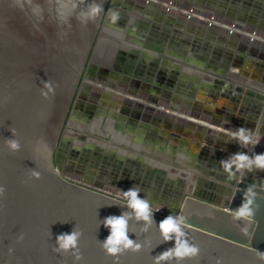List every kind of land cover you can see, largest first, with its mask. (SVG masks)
<instances>
[{
	"label": "water",
	"instance_id": "1",
	"mask_svg": "<svg viewBox=\"0 0 264 264\" xmlns=\"http://www.w3.org/2000/svg\"><path fill=\"white\" fill-rule=\"evenodd\" d=\"M105 2L0 0V264H157L175 246V234L166 242L159 229L169 215L184 217L182 240L198 253L160 264H264V182L230 178L221 200L188 191L162 196L166 205L151 206L148 223L127 203L104 196L101 186L68 184L52 167V148ZM245 204L252 215L238 214ZM122 213L128 238L141 247L121 246L111 256L104 221ZM73 231L77 248L57 251V237Z\"/></svg>",
	"mask_w": 264,
	"mask_h": 264
},
{
	"label": "crops",
	"instance_id": "2",
	"mask_svg": "<svg viewBox=\"0 0 264 264\" xmlns=\"http://www.w3.org/2000/svg\"><path fill=\"white\" fill-rule=\"evenodd\" d=\"M187 2L115 0L116 4L112 5L110 16L104 18L94 49L102 41V49L97 53L100 51L101 55L105 51L108 54L106 46L111 45L110 51H113V55L115 52L118 55L116 66L127 71L117 74L127 77L129 81L132 80L129 79L131 71L134 72L133 70L142 66L146 68L147 63L140 62L141 58L148 61L154 56L158 61L155 67H161L162 62L166 58L168 60V57L163 55L159 57L158 51L149 49L148 45L160 42L175 44L177 34L183 32V22H187L189 30L186 29V32L189 33V37L195 36L191 23L188 24L190 21H186L184 17L191 19L195 16L196 19H201L200 22L204 20L202 24L206 25L208 21L198 13L213 11L200 7L201 10L197 9L198 12L192 9L183 16L178 14L181 9H188L194 5ZM165 8L168 10L164 11ZM113 15L118 16L115 22L112 21ZM211 24L215 31L222 33L226 28L225 22L213 21ZM237 24L238 29L230 27L231 32L235 33V38L231 39L238 41V45L245 49L264 52V32L252 33L247 26L244 27L239 22ZM96 54L93 55L97 56ZM107 54L105 58L100 56L101 61L105 60L101 63L106 76L104 84L91 80L107 90V93L103 92L95 97L98 99L99 96L100 100L95 106L104 114V121L105 118L111 120L117 135L116 138L111 136L112 143L110 145L104 143L105 147L109 146L121 158L139 156L140 160H145L150 167L159 166L166 172L170 171L169 167L178 168L175 163L184 166L186 162L196 164L198 161L206 160L207 166L199 164V170L189 166L188 171L200 173L205 170L216 176L229 177L233 174V169H236L238 177L244 174L243 176L248 179L264 182V168L254 162L256 155L264 154V63L251 66L246 71L243 70L246 65L242 68L235 66L226 73L216 69L215 75L211 74L208 78L203 76L202 70L192 72L188 67H184L187 70L182 68L181 72L188 75L189 80L183 81L181 85L175 83L174 88L166 85V92L171 93V99L176 100L177 104L173 106L168 102V105L157 107L143 98L127 93L117 92L119 95L116 97L113 77L115 74L110 68L111 58L109 59ZM178 58L190 60L187 56ZM92 63L97 67V60ZM144 74L148 75V72ZM151 74L155 73L149 72V75ZM135 75L136 73L132 74ZM235 86H240L241 90H235ZM246 86L254 87L256 93H248L246 89L249 87ZM142 90L145 93L148 89ZM123 98L137 99L138 106L121 111ZM241 128L246 130L244 136L248 137V143L240 139L237 130ZM102 134L103 138H106L104 137L106 134ZM238 153L245 154L252 163L249 165L245 162V166H240L235 161V155ZM225 161L227 165L223 163ZM184 169L181 167L179 170Z\"/></svg>",
	"mask_w": 264,
	"mask_h": 264
},
{
	"label": "flooded vegetation",
	"instance_id": "3",
	"mask_svg": "<svg viewBox=\"0 0 264 264\" xmlns=\"http://www.w3.org/2000/svg\"><path fill=\"white\" fill-rule=\"evenodd\" d=\"M182 1L184 0H181V2ZM185 1H188L187 3L189 4L190 2L191 4H194L191 5V7L187 5L189 8H191V10H197L200 7L202 9L205 8L206 10L213 9V11H210V13H198L204 18H210L212 20L208 21L207 24L209 25L202 24L205 21L203 20V22H200L201 19H196L195 16L191 17V19L185 17L184 19H186V21H190L188 22V24L191 23L190 25L193 28L191 29L193 32H195L196 35L190 38L189 33L186 32V29L189 30L188 26L186 25L187 22H183V32L177 34V42H175V44L163 42L154 43L152 45L149 44V49L158 51L159 57L163 55V57H168V60L166 58V60L162 62L163 64H161V67H155L156 62L158 61L154 58V56H151L148 61H145L143 60V58H141L139 60L140 62H143L145 64L147 63L146 68L142 66L137 68V70H133L134 72L131 71L129 79L132 80L130 81L127 77H123L117 74V72L127 73V71L116 66L118 55L117 52H115L112 60L113 63L110 67L115 74V76H113L115 80V90L130 94L137 98H143L144 100L152 103L157 107L164 104L168 105V102H170V104L174 106L175 103L177 104V102L176 100L171 99L170 92H166V85L167 87L171 86L172 88H174L176 84L181 85L183 81L189 80V76L184 75L181 72L182 68L184 69V67H188V70L192 72L195 70H202L203 76L208 78L211 74L215 75L216 69H221L222 72L224 71L223 73H226V71L232 69L235 66L242 68L246 65L245 68L247 69H243L246 71L251 66L264 63V55L261 52L259 53L257 50L252 49L250 50L251 52L245 53V48L243 49L242 45L234 43V40L231 39V37L235 38V33L231 32L232 28L229 29L226 27L224 32L222 33L220 31H215L214 26L211 24V22L213 21L225 22L226 25L229 24L231 27L233 26L234 28L238 29L239 24H237V22H239L244 27L247 26V29H251L252 33L264 32V0ZM195 12H198V10ZM247 16L249 18H247ZM100 33L101 30L99 33L94 32V35H99ZM90 45L95 46L93 41H91ZM171 55L175 57L172 58ZM178 56H187L190 58V60L188 58H186L187 60H184L185 58H178ZM91 61L93 62V60ZM102 62H105V60H102ZM236 70L238 71V69ZM144 72H148V75L144 74ZM149 72H154L155 74L149 75ZM89 73L87 72V70H85L83 77L95 80L100 84H104L103 81L106 76L102 65L98 64L94 72L90 74ZM134 73H136V75L132 76V74ZM223 75L226 76L225 74ZM248 87L249 86H246V88ZM142 88L145 91L147 89L148 90L143 93L144 91L142 90ZM234 89L241 90V87L235 86ZM248 89H246L248 93H256L254 87H249ZM103 90L104 92H107V90L102 88H93L90 84H87L85 82L80 85L79 92L81 91V94H83L85 97L83 101L78 102L81 110L84 111L82 112L83 120L87 121L88 117H90V114L95 110V104H90V102L86 100V98L91 99L92 97L94 99L97 94L103 93ZM114 94H116V97L119 95V93ZM121 103V111H124L130 107L133 108L134 106H138L137 99L127 100L123 98ZM85 111H87L88 114ZM79 114L81 115V112ZM111 125L112 126L110 130L115 133V130L113 129L114 125ZM85 130L88 131L89 129ZM96 133L97 135L101 136V138L97 137V140H100L99 142L107 143L109 145L112 143L111 136L113 137V135L109 132L105 133L106 135L104 137L106 138H103L102 133ZM69 141L70 140L68 139V141L62 142V146H64L62 153H64L63 155L65 156V158L62 155L63 158L61 159L60 154L55 157V163L59 171L62 169V162L70 156L69 151H71L72 148L69 147ZM104 147L105 145H82L80 151L77 150L78 154H76V157H80V159H82L84 162L79 163L80 166H78L77 164L76 169H79L80 171L74 173L81 175L83 179L86 178L89 184H92L93 186H101L103 189H109V191L112 190V192L116 191L121 195H123V191L126 192L131 190L134 186H138L140 189L139 198L148 200L150 207L159 206V204L166 205V203L161 202L162 196L182 194L184 191L197 194L206 199L221 200L224 197V190L226 188L230 189V187L228 186V179H235L237 175V171H235L229 177H221L212 174L211 171L207 172L204 170L198 173L196 171L190 170V173H186V179H184V181H179V178L177 177L169 179L164 177L166 171L163 168L159 166L150 167V165L145 160H140L139 156H124L121 158L109 146L105 148ZM106 148L109 149L106 150ZM199 164H201L202 166H207L208 162H206V160H203L201 162L198 161L196 164L186 162L184 166L188 165L194 169L196 168L197 170H199ZM112 166L120 169L122 172L121 174H124L126 172L125 169L129 167L130 172L133 171L135 172L134 174L136 177H141L140 181H133V179L120 180L121 178L118 177L120 174L118 176H116V174L111 175L110 167ZM170 168L173 167H169V169ZM68 170L65 172H69L68 174L73 176V173L70 171L72 169L69 167ZM61 172L63 171L61 170ZM124 175L128 176L126 174ZM92 181L94 182L92 183Z\"/></svg>",
	"mask_w": 264,
	"mask_h": 264
},
{
	"label": "rangeland",
	"instance_id": "4",
	"mask_svg": "<svg viewBox=\"0 0 264 264\" xmlns=\"http://www.w3.org/2000/svg\"><path fill=\"white\" fill-rule=\"evenodd\" d=\"M116 4L115 3V0H106L105 2V5H104V8L102 10V13H101V16H100V19L98 21V24H97V27H96V30L95 32L99 33L100 30H102V25H103V22H104V18L106 16H110L111 14V7L112 5ZM165 6H163V9H164ZM191 8H188V9H181L179 12H177L178 14L182 15L186 12H190ZM168 9L165 8L164 11H167ZM185 16V15H184ZM186 17V16H185ZM184 17V18H185ZM247 18H249L247 16ZM206 21H212L210 18H205ZM246 20H249V19H246ZM245 20V21H246ZM249 23V22H248ZM209 25V24H207ZM224 25V24H223ZM225 26V25H224ZM227 28L230 29V25H226ZM98 30V31H97ZM247 35L249 33H246ZM254 36V35H253ZM99 35H93V38L95 39H92V41L94 42V44L96 45L97 43V39H98ZM101 40V39H100ZM96 42V43H95ZM101 43L103 44V42L101 41L97 46H96V49H94V45H90L89 46V49H88V52L86 54V57H85V60H84V63L82 65V68H81V71H80V74L78 76V79H77V82H76V85L74 87V90H73V93H72V96L70 98V101H69V104H68V107L66 109V112H65V115H64V118L62 120V123H61V126H60V129L58 131V134H57V137H56V140L54 142V145H53V148H52V152H51V158H50V161H51V164H52V167L54 168V170L56 171V173L60 176V178L68 183V184H71V185H74V186H81V187H84V186H89L87 183L88 180L86 178L83 179V177L81 175H78V174H75L74 172H78L80 171L79 169H76L77 168V164L78 166H80L79 163H82L84 162L82 159H80V157H76V154H78V151H80L82 145H87V146H97V145H104V143H101L99 142L100 140H97V137H100V135H97L96 132H98V130H96V127H91L92 129H90V126L93 125V122L95 121V119L97 117H99V122L100 120L103 118L104 114H102L98 109L97 107L94 105L95 107V110L90 114V117H88L87 121L86 120H83L82 118V112H84L83 110H81V107L79 105L78 102H81L85 99L84 95L81 94V91L79 92V88H80V85L87 81L88 84H90L93 88H98V89H101L103 86L98 84V83H95V82H92L91 79L89 78H84V71L87 70V72L89 73H92L94 72V70L96 69V65L93 64L91 62V60H93V62H95L96 60L98 61V64L101 65L102 61L100 60L101 58L103 57H106V54L107 52H102L101 55H100V51L97 53L98 50H101L102 47H101ZM106 46V45H105ZM107 48V51H108V54H107V57H109V59L111 58V61L110 63H113V51H110L112 50L111 48V45H108L106 46ZM95 50V52H94ZM110 51V52H109ZM96 54L97 56L93 55V54ZM99 54V55H98ZM103 54V56H102ZM101 56V58H100ZM103 60V59H102ZM108 63V62H107ZM106 63V64H107ZM109 63V64H110ZM89 73V74H90ZM114 90V89H112ZM117 92H121V91H118V90H115V93ZM99 95V94H97ZM86 100H88L90 102V104H97L100 100H99V96H98V99L96 98H92L91 99L89 98H86ZM153 105V104H152ZM81 112V115L79 114ZM87 114L88 112L85 111ZM100 112V113H99ZM95 117V118H94ZM110 117V116H109ZM94 118V119H93ZM105 118V117H104ZM91 123V124H90ZM95 123V122H94ZM89 127V128H88ZM85 129H89L88 131H86ZM86 131V133H85ZM111 130H109L108 132L110 133ZM107 131H104L102 130V132H98V133H106ZM112 132V131H111ZM113 133V132H112ZM110 133V134H112ZM70 140V144H69V147H71V151H69V157L63 161L62 163L65 165L62 164V171L61 170L59 171L58 170V167L56 166V163H55V157L58 156L59 154L61 155V159L63 158L62 155L64 153H62L63 151V148L64 146H62V142H66L68 141V139ZM62 147V149H61ZM105 148V147H104ZM109 148H106V150H108ZM78 150V151H77ZM82 155V154H81ZM64 156V155H63ZM76 157V158H75ZM65 158V156H64ZM82 158V157H81ZM179 169H181V167L185 168L183 171H180L178 168H170L171 171H168L164 174V177L166 178H169V179H172L174 177H177L179 178V181H184V179H186V173H190L191 171L189 169V166L188 165H185L183 166V164H178V163H175ZM64 166V167H63ZM162 166V165H161ZM68 167V168H67ZM69 167L72 169L70 170L72 173H73V176L72 175H69L68 173L69 172H65L69 169ZM67 170H65V169ZM110 172H111V175H114L116 174V176H119L121 179L120 180H127V179H133L134 180H138L140 181V178L141 177H136L135 176V172H130V169L129 167L126 168V172L124 174L128 175V176H125L124 174H121V170L120 169H117L115 166H112L110 167ZM162 168V167H161ZM76 169V170H75ZM162 170V169H161ZM69 171V170H68ZM82 171V170H81ZM84 171V170H83ZM179 171V172H178ZM237 171V170H236ZM78 175V176H77ZM244 175V174H243ZM80 176V178H79ZM247 178V177H246ZM83 179V181H82ZM255 180V179H254ZM80 184H79V183ZM94 181H92L93 183ZM89 189V188H87ZM90 190V189H89ZM103 194L104 196H107L111 199H117L120 200V201H123L125 203L128 204V198H125V200H122V198L120 199L119 197H123V195H121L120 193H117L116 191H113L109 189H102Z\"/></svg>",
	"mask_w": 264,
	"mask_h": 264
},
{
	"label": "clouds",
	"instance_id": "5",
	"mask_svg": "<svg viewBox=\"0 0 264 264\" xmlns=\"http://www.w3.org/2000/svg\"><path fill=\"white\" fill-rule=\"evenodd\" d=\"M100 8L97 7L93 9V12H99ZM118 18L117 15L112 16V21L115 22ZM44 87L48 89V92H53L52 84L50 81L44 82ZM48 92H43L42 95L45 98H48ZM246 130L241 128L238 129L240 139L244 143H248V137L244 136ZM9 145L11 149L18 150L20 145L17 141L10 140ZM235 161L239 163L240 166H245V162L249 165L252 161L245 154L238 153L235 155ZM255 164L261 168H264V154H258L255 157ZM227 165V162H223ZM33 175L36 178H39L38 172H33ZM140 189L138 186H134L131 190L127 192H122V194L128 198V207L134 210L137 220H143L148 223L154 222L153 215L150 209L148 200L139 198ZM4 193V189L0 187V195ZM252 201L249 200L248 204H251ZM248 204H245L242 208L239 209L238 214L240 216H250L252 211L249 209ZM127 213H122L120 217L109 216L104 221V226L110 229V235L104 243V248L107 250V253L111 256H116L119 252L120 247L123 246L124 249H132L133 251H139L140 245L135 244L127 236ZM184 222V217L177 216L175 219L172 215L166 217L163 221L159 223V229L164 240L170 241L172 239L171 234H175L176 241L175 246L167 251H164L162 254L158 255L157 264H160V261H165L171 259L173 256L178 259H183L185 257H194L198 253V249L195 246H190L187 241L182 240V237L185 235L181 231V225ZM77 236L78 233L75 231L72 234H61L57 237L56 243L59 245L57 251H67L69 249L77 248ZM78 251V249H77ZM78 260L81 258L79 255L76 257Z\"/></svg>",
	"mask_w": 264,
	"mask_h": 264
},
{
	"label": "bare ground",
	"instance_id": "6",
	"mask_svg": "<svg viewBox=\"0 0 264 264\" xmlns=\"http://www.w3.org/2000/svg\"><path fill=\"white\" fill-rule=\"evenodd\" d=\"M103 92H104V90H103ZM105 93H107L106 91H105ZM112 95V94H111ZM102 101V100H101ZM107 104V103H106ZM165 108V107H164ZM158 109V108H157ZM117 112V111H116ZM100 113V112H99ZM115 117V116H114ZM95 118V117H94ZM93 118V119H94ZM99 117H97L96 119H95V123L93 122V125H91L90 126V129H92L91 127H96V130H98V132H102V130H104V131H109L110 129H111V120L109 119V118H105V121L103 120V118L100 120V122H99ZM103 120V121H102ZM202 122V121H201ZM91 124V123H90ZM89 128V127H88ZM112 133V132H111ZM112 135L116 138L117 137V135L115 134V133H112ZM118 139V138H117ZM124 139V138H123ZM120 140V139H119ZM127 140V139H126ZM136 146V145H135Z\"/></svg>",
	"mask_w": 264,
	"mask_h": 264
}]
</instances>
